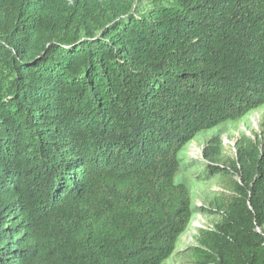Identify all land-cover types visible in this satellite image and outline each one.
<instances>
[{
    "label": "trees",
    "instance_id": "16d2710c",
    "mask_svg": "<svg viewBox=\"0 0 264 264\" xmlns=\"http://www.w3.org/2000/svg\"><path fill=\"white\" fill-rule=\"evenodd\" d=\"M143 1L0 0V264H164L179 153L264 107V0ZM234 168L202 256L264 264V138Z\"/></svg>",
    "mask_w": 264,
    "mask_h": 264
},
{
    "label": "rangeland",
    "instance_id": "374dc122",
    "mask_svg": "<svg viewBox=\"0 0 264 264\" xmlns=\"http://www.w3.org/2000/svg\"><path fill=\"white\" fill-rule=\"evenodd\" d=\"M142 4L146 7L147 0ZM217 136L221 137L222 155L213 162L218 167L211 174L208 172L210 176L206 178L204 171L209 161L204 158L203 150ZM263 138L264 107L252 112L242 121H228L200 133L181 150L179 158L183 170L178 173L175 182L188 188L194 205L201 208L202 212L193 218L181 237L175 254L164 264H214L204 260L202 256L205 250L204 236L223 221L228 204L235 195L234 185L240 181V176L234 168V162L239 149H252ZM186 168L188 171H184ZM197 174H201L204 180H198Z\"/></svg>",
    "mask_w": 264,
    "mask_h": 264
}]
</instances>
